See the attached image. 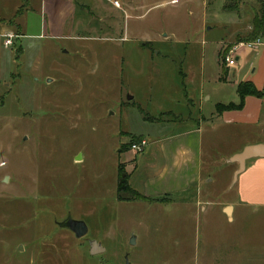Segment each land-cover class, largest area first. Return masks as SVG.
Instances as JSON below:
<instances>
[{"label":"rangeland","instance_id":"374dc122","mask_svg":"<svg viewBox=\"0 0 264 264\" xmlns=\"http://www.w3.org/2000/svg\"><path fill=\"white\" fill-rule=\"evenodd\" d=\"M170 1L75 0L63 37L52 39L31 36L43 23L41 0L19 18L23 1L0 0V264H209L217 253L205 216L183 221L187 209L166 205L181 199H116L122 144L154 137L146 117L164 113L176 122L171 133L199 120L190 104L209 89L202 59L208 72L219 48L232 55L259 8L242 0L239 18L223 10L226 0ZM9 34L18 38L7 46ZM217 162L213 193L232 198L238 166ZM68 216L86 224L85 237L59 226ZM90 240L105 251L92 256ZM223 254L214 264H225ZM244 255L238 264H248Z\"/></svg>","mask_w":264,"mask_h":264},{"label":"crops","instance_id":"0c3cea01","mask_svg":"<svg viewBox=\"0 0 264 264\" xmlns=\"http://www.w3.org/2000/svg\"><path fill=\"white\" fill-rule=\"evenodd\" d=\"M27 1L29 4V0ZM252 2L260 6V0ZM119 4V7H114L121 8V3ZM241 7L242 5L239 11L233 12L239 18ZM39 12L43 23L39 27V33L31 36L62 38L61 32L75 15L76 2L41 0ZM255 13L256 11L248 18L242 29H251V20ZM20 30L27 31L29 27L25 24ZM66 39L72 40L73 37L66 36ZM257 40L260 43L253 48L239 43L236 50L237 64L234 68H228L225 61H222L219 48L214 66L207 72L204 56V65L200 64L201 82L209 86V89L202 93L198 101L192 102L193 105L190 104L193 100L188 99L199 120L195 123L185 120L189 121V126L187 124L184 129L172 133L167 129L176 128L173 120L159 119V122L148 123L157 130L154 129V137L148 139L137 135L147 143L143 152L135 154L130 149L121 150L123 153L119 164L124 166L133 189L147 199H159L163 196L181 199L179 203L166 205H176L178 210L187 209L183 221H192L200 215L206 217L207 247L213 248L216 244V249H213L217 252H211L212 259L209 264H214L218 254L223 252L225 254L220 256V261L223 258L225 264H238V254L245 257L244 253L247 255L248 264H264V96H248L243 106L238 109L224 110L219 114L216 109L218 105H239L237 86L241 83L249 82L257 90L263 89L264 34ZM209 101H213L210 107L205 104ZM218 142L224 149L216 147ZM249 147L254 149L255 156L245 161L243 171L236 176L240 163L233 159ZM218 159H222L231 171L234 165L238 166L227 183L228 189L226 187L227 190L236 188L232 198L213 193L217 188L214 183L215 169L219 166ZM191 191L195 196L187 198ZM192 211H195L194 215ZM218 227H224L222 233V229L218 232ZM215 233L219 234V237L213 238L217 242L210 239Z\"/></svg>","mask_w":264,"mask_h":264},{"label":"trees","instance_id":"16d2710c","mask_svg":"<svg viewBox=\"0 0 264 264\" xmlns=\"http://www.w3.org/2000/svg\"><path fill=\"white\" fill-rule=\"evenodd\" d=\"M23 1V5L20 7V9L17 11L16 16H20L26 7L28 6L27 0H21ZM242 0H226V3L223 6V10L227 13H233L239 11L240 5ZM264 34V1H260V6L256 10V13L254 17L251 20V29L250 32L247 34V36L243 38L237 39V44L239 43H249L256 41L259 37H261ZM222 61H224V56H222ZM237 94L240 98L239 105L235 106L233 104H229L227 106L224 105H218L217 106V113H221L224 110H232V109H238L243 106V102L246 97L248 96H254L261 98L264 96V87L262 90H257L251 83L245 82L241 83L237 86ZM164 114V113H163ZM157 118H148L146 117V122L149 123H155L159 122L160 116ZM142 141L141 137L139 136H130L129 142L127 144H122V151H126L128 149L131 150V146L133 144L140 143ZM118 181L116 185V198L119 202H131V201H158L161 203H165L164 199H147L142 194H140L138 191L133 189L131 185L129 184L128 178L129 175L126 173L124 166L122 164L118 165Z\"/></svg>","mask_w":264,"mask_h":264},{"label":"water","instance_id":"95a60500","mask_svg":"<svg viewBox=\"0 0 264 264\" xmlns=\"http://www.w3.org/2000/svg\"><path fill=\"white\" fill-rule=\"evenodd\" d=\"M131 99H132L131 97H128V100H131ZM254 156H255V153L252 147L246 148L242 153L235 156L233 160L240 163V169L237 172L236 176H238V174H240L243 171L245 161ZM79 160H80L79 157L76 158V161H79ZM5 181H7V178H5ZM59 226L72 232L77 239L85 237L88 232L87 226L84 222L74 220L70 216H68L66 220L63 223H61ZM88 245L90 249V254L92 256L102 254L105 251L104 248L101 246V244H99L95 240H90L88 242ZM20 249H22V247ZM126 264H129V263H126Z\"/></svg>","mask_w":264,"mask_h":264},{"label":"built area","instance_id":"2783aa9c","mask_svg":"<svg viewBox=\"0 0 264 264\" xmlns=\"http://www.w3.org/2000/svg\"><path fill=\"white\" fill-rule=\"evenodd\" d=\"M178 3H179V0H171L170 1L171 5H177ZM113 4L116 7H119V5H120L118 1H114ZM16 38H18L17 35L16 36H13L12 34L7 35L6 45L7 46L12 45L13 39H16ZM259 43H260V41L256 40L254 42L245 43L244 45L248 48H253V47L259 45ZM240 45H243V44H240ZM237 47H235L234 49H232L230 51V54H232V55H228L224 58L225 64L228 68H234L237 64V57H236ZM146 144H147L146 141H141L140 143L133 144L131 146V151L134 152L135 154H139V153L143 152Z\"/></svg>","mask_w":264,"mask_h":264}]
</instances>
